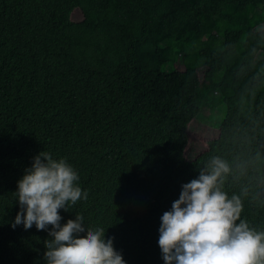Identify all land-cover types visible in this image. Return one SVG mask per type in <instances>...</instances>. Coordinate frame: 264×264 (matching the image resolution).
Returning <instances> with one entry per match:
<instances>
[{
    "label": "trees",
    "instance_id": "trees-1",
    "mask_svg": "<svg viewBox=\"0 0 264 264\" xmlns=\"http://www.w3.org/2000/svg\"><path fill=\"white\" fill-rule=\"evenodd\" d=\"M215 98L218 135L188 158ZM42 151L87 192L61 225L102 228L125 264H164L160 218L213 158L264 233V0H0V264H46L51 226L11 227Z\"/></svg>",
    "mask_w": 264,
    "mask_h": 264
},
{
    "label": "clouds",
    "instance_id": "clouds-1",
    "mask_svg": "<svg viewBox=\"0 0 264 264\" xmlns=\"http://www.w3.org/2000/svg\"><path fill=\"white\" fill-rule=\"evenodd\" d=\"M227 163L213 158L198 178L182 185L179 198L171 210L161 216L158 246L164 264H264V233L239 224L242 204L238 196L231 199L221 190ZM77 172L65 159H54L40 152L17 181V212L11 227L35 225L43 231L51 226L45 241L46 264H125L105 240L102 228L86 230L83 217L76 215L61 225L60 209L68 211L87 192L75 183ZM80 233H85L83 236Z\"/></svg>",
    "mask_w": 264,
    "mask_h": 264
},
{
    "label": "rangeland",
    "instance_id": "rangeland-1",
    "mask_svg": "<svg viewBox=\"0 0 264 264\" xmlns=\"http://www.w3.org/2000/svg\"><path fill=\"white\" fill-rule=\"evenodd\" d=\"M77 20L79 16L73 15ZM260 56V54H259ZM179 69L183 70V65L179 61L176 65ZM202 70H199L200 76H202ZM212 97L215 96L211 95ZM226 107L223 106L220 101L215 98L213 102L202 104L201 112L198 117L191 123L190 131L193 133V138L189 143L187 151L188 158L196 157L201 151L205 149V143L203 139L216 138L218 135L217 125L225 116Z\"/></svg>",
    "mask_w": 264,
    "mask_h": 264
}]
</instances>
